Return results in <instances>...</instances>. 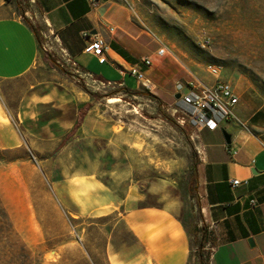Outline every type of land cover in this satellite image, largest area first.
I'll return each instance as SVG.
<instances>
[{
    "label": "rangeland",
    "instance_id": "rangeland-1",
    "mask_svg": "<svg viewBox=\"0 0 264 264\" xmlns=\"http://www.w3.org/2000/svg\"><path fill=\"white\" fill-rule=\"evenodd\" d=\"M122 2L142 30L168 47L166 57L182 64L187 80L213 81L209 66L219 65L224 78L264 94V0ZM48 52L73 74L65 73L67 88L57 102L25 107L31 115L17 124L24 143L0 148L1 206L30 254L28 264H112L133 242L121 220L124 208L113 205L129 192L141 194L139 205L167 204L180 214L192 234L190 264H208L212 234L195 175L201 129L175 111L177 98L150 97L157 89L139 87L136 77L125 78L131 89L101 83L75 71L54 47ZM30 82L27 76L0 83V99L14 116L20 99L30 96ZM80 101L92 103L93 118L71 134Z\"/></svg>",
    "mask_w": 264,
    "mask_h": 264
},
{
    "label": "crops",
    "instance_id": "crops-1",
    "mask_svg": "<svg viewBox=\"0 0 264 264\" xmlns=\"http://www.w3.org/2000/svg\"><path fill=\"white\" fill-rule=\"evenodd\" d=\"M25 3L0 0V83L31 78L30 96L20 99L16 116L0 99V148L24 143L26 137L17 124L31 115L25 107L57 102L67 88L65 70L43 57L31 26L40 32L44 50L54 47L78 66L75 71L101 83L131 89L125 78L137 65L157 89L158 94L152 95L165 101L176 99L178 82L187 80L185 68L177 59L157 57L161 40L141 29L122 0H30V9ZM97 34L106 40L109 60L105 63L85 51L87 42ZM145 56H152L151 67L142 62ZM234 84L239 103L236 121L226 129L232 136L231 143H226L222 129L205 128L198 133L197 190L203 221L212 234L206 241L210 249L208 264H264V94L251 84ZM83 103H76L70 128ZM93 110L92 106L85 121L93 118ZM228 147L236 152H229ZM235 179L243 182L234 185ZM135 194L134 198L130 192L113 198L114 209L124 208L121 220L133 242L125 252L118 251L111 263L190 264L192 234L180 214L167 204L139 205L141 194ZM253 199L258 202L256 206L251 205Z\"/></svg>",
    "mask_w": 264,
    "mask_h": 264
},
{
    "label": "built area",
    "instance_id": "built-area-1",
    "mask_svg": "<svg viewBox=\"0 0 264 264\" xmlns=\"http://www.w3.org/2000/svg\"><path fill=\"white\" fill-rule=\"evenodd\" d=\"M209 44V38L202 42L203 46ZM85 51L95 56L100 63L109 60L106 40L98 34L87 42ZM169 54L170 51L164 44L156 50L158 58H164ZM153 61L152 56H145L142 59V62L148 67L153 65ZM129 73L136 77L139 87L143 89L151 88L152 82L148 79L146 71L140 69L139 66H132ZM209 73L215 77L213 81H205L194 76L191 80H186L183 83L178 82L180 97L177 98V102L179 109L177 108L175 111L180 110L185 113L184 121L187 120L197 129H227L229 124L236 121L235 108L239 103V96L234 82L221 76V66H209ZM228 150L232 153L236 152L229 147ZM242 182L243 180L235 179L233 184L238 185ZM244 182L248 184L249 180ZM257 203L256 199L251 201L252 206H256Z\"/></svg>",
    "mask_w": 264,
    "mask_h": 264
},
{
    "label": "trees",
    "instance_id": "trees-1",
    "mask_svg": "<svg viewBox=\"0 0 264 264\" xmlns=\"http://www.w3.org/2000/svg\"><path fill=\"white\" fill-rule=\"evenodd\" d=\"M31 27L37 35L43 57L46 60L50 61L52 65H56V60L52 58L51 54L48 51L42 48L40 32L36 28H34V26ZM66 73L73 75L70 72H66ZM82 86L83 88H85L84 85ZM90 93L94 95L93 92ZM149 96L153 97V95L151 94H149ZM91 106H92L91 102H85L79 106L78 116L74 124V127L70 132L71 134L76 132L81 127L84 118L87 115V112L91 108ZM196 171L197 170L195 166V175H196ZM0 213H2L0 214V264H19L18 263L19 260H22V262L20 261V264H28L30 254L25 244L22 243L19 239H15L13 224L11 222L9 214H7L5 209L1 206V200H0ZM204 239H205V235L203 236V241Z\"/></svg>",
    "mask_w": 264,
    "mask_h": 264
},
{
    "label": "water",
    "instance_id": "water-1",
    "mask_svg": "<svg viewBox=\"0 0 264 264\" xmlns=\"http://www.w3.org/2000/svg\"><path fill=\"white\" fill-rule=\"evenodd\" d=\"M176 97L179 98L180 94H177ZM222 134L225 138L226 143L230 144L231 143V137H232L231 134L224 128L222 129Z\"/></svg>",
    "mask_w": 264,
    "mask_h": 264
},
{
    "label": "bare ground",
    "instance_id": "bare-ground-1",
    "mask_svg": "<svg viewBox=\"0 0 264 264\" xmlns=\"http://www.w3.org/2000/svg\"><path fill=\"white\" fill-rule=\"evenodd\" d=\"M120 99L118 98V97H109L108 98V102L109 103H112V102H117V101H119Z\"/></svg>",
    "mask_w": 264,
    "mask_h": 264
}]
</instances>
